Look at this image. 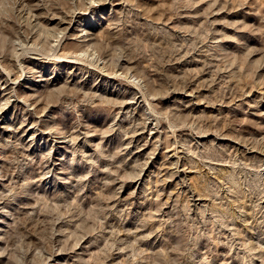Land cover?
I'll use <instances>...</instances> for the list:
<instances>
[{
	"label": "rangeland",
	"instance_id": "1",
	"mask_svg": "<svg viewBox=\"0 0 264 264\" xmlns=\"http://www.w3.org/2000/svg\"><path fill=\"white\" fill-rule=\"evenodd\" d=\"M0 264H264V0H0Z\"/></svg>",
	"mask_w": 264,
	"mask_h": 264
},
{
	"label": "bare ground",
	"instance_id": "2",
	"mask_svg": "<svg viewBox=\"0 0 264 264\" xmlns=\"http://www.w3.org/2000/svg\"><path fill=\"white\" fill-rule=\"evenodd\" d=\"M99 13H100V12H99ZM70 17H71V16H70ZM72 17H73V16H72ZM46 20H47V19H46ZM75 22H76V21H75ZM63 23H64V26L62 27V29L65 30V31H69V32L73 33V30H72L73 27L71 26V22H63ZM83 23H84V22H83ZM54 24H55V23H54ZM59 24H60V23H59ZM86 24H87V22H86ZM83 27H84V26H83ZM56 34H57V33H56ZM61 34H62V33H61ZM59 35H60V33H59ZM59 35H58V36H59ZM58 36H57V37H58ZM54 41H55V40H54ZM53 43H55V42H53ZM90 51H91V50H90ZM83 53H84V52H83ZM91 53H93V52H91ZM86 54H87V53H85V55H86ZM87 55H88V54H87ZM91 55H92V54H91ZM92 56H93V55H92ZM86 57H87V56H86ZM34 58H35V57H34ZM88 58H90V57L88 56ZM88 58H87V59H88ZM70 59H71V58H70ZM90 59H91V58H90ZM92 59H93V58H92ZM189 88H190V87H189ZM183 94H184V93H183ZM193 95H194V94H193ZM195 95H196V94H195ZM183 96H184V97H189V96H191V95H190L189 92H187V93L184 94ZM181 99H182V98H181ZM181 99H180V100H181ZM124 100H125V99H124ZM183 100H187V99H183ZM193 100H194V99H193ZM191 101H192V100H191ZM192 102H193V101H192ZM139 104H140V103H139ZM179 104H180V103H179ZM179 106H180V105H179ZM132 107H133V106H132ZM190 107H191V106H190ZM182 108H183V107H182ZM147 117H148V116H147ZM148 118H149V117H148ZM148 118H147V119H148ZM148 120H149V119H148ZM146 123H148V121H146ZM145 127H146V126H145ZM151 127H152V126H151ZM152 129H153V128H152ZM28 130H30V129H28ZM138 130H139V129H138ZM205 137H206V136H205ZM140 139H142V138H140ZM152 139H153V138H152ZM159 139H160V138H159ZM157 145H158V144H157ZM237 146H238V145H237ZM240 149H241V148H240ZM142 154H143V153H142ZM177 157H178V156H177ZM171 158H172V157H171ZM149 159H150V157H149ZM178 165H179V164H178ZM172 167H173V166H172ZM177 172H178V171H177ZM141 174H142V173H141ZM180 174H181V173H180ZM139 175H140V174H139ZM184 176H185V175H184ZM183 178H184V177H183ZM139 179H140V178H139ZM175 179H176V178H175ZM180 180H181V179H180ZM193 199H194V198H193ZM193 199H192V200H193ZM197 199H198V198H197ZM196 202H197V201H196ZM200 203H201V202H200ZM193 204H194V203H193ZM198 206H199V205H198ZM57 261H58V260H57ZM57 261H56V262H57ZM58 262H59V261H58Z\"/></svg>",
	"mask_w": 264,
	"mask_h": 264
}]
</instances>
